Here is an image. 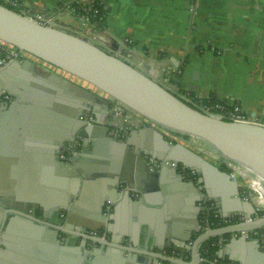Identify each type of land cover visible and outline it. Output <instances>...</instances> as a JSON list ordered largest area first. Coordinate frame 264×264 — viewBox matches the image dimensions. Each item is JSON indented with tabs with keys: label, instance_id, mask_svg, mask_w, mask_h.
Masks as SVG:
<instances>
[{
	"label": "water",
	"instance_id": "water-1",
	"mask_svg": "<svg viewBox=\"0 0 264 264\" xmlns=\"http://www.w3.org/2000/svg\"><path fill=\"white\" fill-rule=\"evenodd\" d=\"M113 39L112 49H119L114 43L116 38ZM1 43L10 44L74 77L41 72V65L30 58L8 63L0 58V94L8 92L14 97L10 102L0 103V153H34L29 159L32 173L24 177L34 187V198L40 197L39 191L46 185L65 191L72 200L77 191L71 188L68 192L70 186L78 184L85 171L89 172L88 167L83 170L78 164L80 153H96L97 160L103 164L108 162L107 153H126L130 162L136 160L146 167V157H151L194 170L201 174L200 182L206 186L208 201L218 207L219 197L223 203L231 200L237 215L255 217L251 222L206 231L199 223L196 230L201 232L191 244L189 261L145 251L136 243L126 245L108 240L100 236L102 226L99 235H82L97 245L88 250L87 243H82V250L89 255L88 264H160L163 261L202 264L203 243L226 234L231 238L219 251L220 257L228 256L239 264H264V248L259 239L247 238L243 233L264 228V216L260 217L251 199L244 198L240 181L227 167L228 162L241 164L264 178L263 124L227 121L220 115L203 113L178 95L181 90L178 83L164 84L166 61L140 59L127 50L133 57L131 62L82 33L58 24L44 25L4 3H0ZM0 52L3 54L1 47ZM114 101L143 117L144 125H129L130 115L126 120L119 117L113 109ZM92 114L95 117H90ZM121 130L127 133L122 135ZM191 138L213 147L222 162H213L196 151L189 142ZM76 140H82V146L73 148L71 156L62 157L63 150ZM173 171L179 173L176 169ZM131 172L129 178H118L117 184L135 188L134 172ZM178 175L184 179L182 174ZM216 178L233 187L231 194L220 191ZM15 190L16 197H22L20 187ZM37 198L24 207L1 209L0 230H8L10 213L36 220ZM105 200L103 197L102 205ZM41 205L39 210L46 215L47 208ZM57 240L65 245L61 238ZM2 247L6 245L0 243ZM83 259L79 264H83Z\"/></svg>",
	"mask_w": 264,
	"mask_h": 264
},
{
	"label": "crops",
	"instance_id": "crops-1",
	"mask_svg": "<svg viewBox=\"0 0 264 264\" xmlns=\"http://www.w3.org/2000/svg\"><path fill=\"white\" fill-rule=\"evenodd\" d=\"M101 1L106 12L104 29L116 38L119 49L115 50L125 54L130 48L140 59L166 61L167 74L180 69L176 83L189 96L237 104L253 119L264 121V0ZM3 2L44 13L79 33L88 31L83 20L70 12L72 0ZM33 154L0 153V210L24 207L37 198L24 178L32 173ZM79 155L80 168L88 167L89 172L70 186L68 192L77 191L72 200L65 191L43 185L37 200L46 206V215L39 210V202L36 220L8 214V230H0V243L6 245L0 249V264H79L82 258L88 264L82 245L86 242L88 250L97 245L82 235L99 234L102 226L104 238L136 243L145 251L169 256L173 250L191 251L201 232L196 229L202 206L208 202L201 174H184L170 166L154 168L151 157H146V167L130 162L126 153H107L105 164L96 153ZM131 170L135 188L118 185V178H129ZM215 182L222 193L231 194L232 186L219 178ZM17 186L22 197H16ZM103 197L107 200L102 205ZM244 198H249L246 192ZM217 204L213 208L222 216L237 215L231 200L223 203L219 197ZM187 255L189 261L191 252Z\"/></svg>",
	"mask_w": 264,
	"mask_h": 264
},
{
	"label": "built area",
	"instance_id": "built-area-1",
	"mask_svg": "<svg viewBox=\"0 0 264 264\" xmlns=\"http://www.w3.org/2000/svg\"><path fill=\"white\" fill-rule=\"evenodd\" d=\"M99 0H72V2H76L75 5H71L70 12L80 19L83 20V24L85 27L88 28L87 32H83V35L88 36L91 40L111 49L115 53H120L123 57L126 59L130 60L131 62H134L133 57L128 55L127 53L123 54V52L112 49V44H113V36L106 31L104 28H96L93 23H92V13L94 11V5L98 2ZM101 1V0H100ZM8 5V4H6ZM11 6V5H8ZM11 7L17 9L20 13L25 15L26 17L35 20L37 22H40L44 25H56L58 24L53 18L48 17L44 13L41 12H32L30 10L24 9V8H19L16 4L12 5ZM91 29V30H90ZM0 47L3 50V53H6V56L4 58L5 63L11 62L12 60L15 59H28L26 52L15 48L14 46L7 44V43H1ZM128 51H131L130 48H128ZM176 71V73H175ZM180 74V69L179 70H174L172 72H168L164 84L169 86V84L172 81L173 78H176ZM62 75V74H61ZM178 95L188 101L191 105L202 111L203 113L206 114H217L223 117V119L227 121H235V122H256L259 124L264 125V121H259V120H254L249 114H247L245 111L242 110V108L237 105V104H230L227 102L223 101H218V100H203V99H195L191 96H189L187 93L183 92L182 90L177 92ZM13 100V96L8 93V92H3L0 94V103L3 102H8ZM113 109L116 111V114L126 120L127 116H131L132 119L129 122V125H134L136 127H142L144 124V119L134 111H132L130 108L125 106L124 104L114 101L113 102ZM76 142V141H74ZM191 146L196 150L199 151L200 154L208 158L209 160L220 163L222 162L221 156L219 153H209V147L206 145L204 142L200 141L199 139L196 140V138H193V142L190 143ZM70 147L75 148L76 143H72ZM69 150V152L67 151ZM71 149L66 148L63 150V153H61L62 157H69L71 156L72 153H70ZM150 164L154 168L161 167L163 165L170 166V167H175L179 169L181 172L184 174L188 175H193L196 173V171L188 169L187 167L173 161H168V160H157V159H150ZM227 167L230 170V173L232 176L236 177L237 179H241L247 186L253 189V182H249V180L246 179L245 175L241 173L240 169L238 168L237 164H233L232 162L227 163ZM240 181V180H239ZM240 184L242 185L241 181ZM258 194V193H257ZM256 197L249 196V199L253 201V203L256 206L257 211L260 214V217H263L264 214L260 212V208L263 206H259L255 203ZM215 205V204H214ZM264 208V207H263ZM214 212V214H212ZM201 227L203 231L210 230L213 228L221 227V226H227V225H233L237 223H242V222H251L255 219V217L247 218L243 215H234L230 217H224L222 216L219 212L214 210L213 208V202H204L202 209H201ZM244 235L247 238H257L260 241L261 246L264 247V228L260 229H255V230H250V231H244ZM95 235H99L98 233H92ZM238 234V233H236ZM102 236V235H100ZM223 242V238L220 240V243ZM188 251V250H187ZM177 251L173 250V256L177 257H182V258H189L187 254H190V251ZM187 252V253H186ZM222 258V257H219ZM216 258V259H209L205 256H202L200 254V260L202 264H228V263H223L221 259ZM160 264H163V262H160ZM231 264V263H230Z\"/></svg>",
	"mask_w": 264,
	"mask_h": 264
},
{
	"label": "trees",
	"instance_id": "trees-1",
	"mask_svg": "<svg viewBox=\"0 0 264 264\" xmlns=\"http://www.w3.org/2000/svg\"><path fill=\"white\" fill-rule=\"evenodd\" d=\"M0 3H4L3 0H0ZM5 4V3H4ZM76 2H72L71 5H75ZM11 7V6H10ZM13 8V7H12ZM15 9V8H14ZM105 6L102 3V1H98L95 5H94V11L92 13V23L96 28H104L105 26ZM173 82H176V78L172 79ZM214 100V99H213ZM198 140V139H196ZM191 142H193V138L190 139ZM209 148H211L210 146H208ZM214 214V212L212 213ZM264 214V213H262ZM223 238V242L220 243V240ZM231 238L230 234H226L223 236H215V237H211L209 239H207L201 249H200V254L202 256H205L211 260L219 258V251L222 249V247L229 241V239ZM221 259V261L223 263H228V264H239L237 262H234L232 260H230L229 258H219Z\"/></svg>",
	"mask_w": 264,
	"mask_h": 264
},
{
	"label": "bare ground",
	"instance_id": "bare-ground-1",
	"mask_svg": "<svg viewBox=\"0 0 264 264\" xmlns=\"http://www.w3.org/2000/svg\"><path fill=\"white\" fill-rule=\"evenodd\" d=\"M189 142L192 143L191 141ZM209 153H217V151L213 147H211L209 148ZM237 165L241 173L245 175L246 179L249 180V182H253V189L258 193V196L255 199V203L259 206L264 207V178L244 165Z\"/></svg>",
	"mask_w": 264,
	"mask_h": 264
},
{
	"label": "rangeland",
	"instance_id": "rangeland-1",
	"mask_svg": "<svg viewBox=\"0 0 264 264\" xmlns=\"http://www.w3.org/2000/svg\"><path fill=\"white\" fill-rule=\"evenodd\" d=\"M26 55H27L28 58L32 59L33 61H35L36 63H38L39 65H41V70H40L41 72L47 73V72L52 71V72H55V73H60V74H62L63 76H67V77L70 78V79H74V77H73L72 75H69V74H67V73L64 74V72H63V71H60L58 68H56V67H54V66H52V65H50V64H48V63H46V62H43V61H41L40 59H38V58H36V57H34V56L28 54V53H26ZM74 143H76V146H79V143H80V142L76 140V142H74ZM238 180L241 181V183H242V187H243L244 191L246 192L247 196H251V194H252V197H256V196H258V194L255 193L252 189H250V188L247 186V184H245L241 179H238ZM248 199H249V198H248ZM254 205H255V204H254ZM259 211L262 212V213H264V208H263V207L260 208Z\"/></svg>",
	"mask_w": 264,
	"mask_h": 264
},
{
	"label": "flooded vegetation",
	"instance_id": "flooded-vegetation-1",
	"mask_svg": "<svg viewBox=\"0 0 264 264\" xmlns=\"http://www.w3.org/2000/svg\"><path fill=\"white\" fill-rule=\"evenodd\" d=\"M5 56H6V53H3V54H1V52H0V58L2 59V61L4 60V58H5ZM13 99H14V97H13ZM8 102H10V101H8ZM3 103H6V102H3ZM122 135L124 134V132L125 131H119ZM125 133H127V132H125ZM72 143H74V142H72ZM72 143H69V145H68V148L72 145ZM80 146H82V142H80L79 143V147ZM67 148V147H66ZM68 152H69V150H67ZM73 152V147H71V151H70V153H72ZM101 235V234H100Z\"/></svg>",
	"mask_w": 264,
	"mask_h": 264
}]
</instances>
